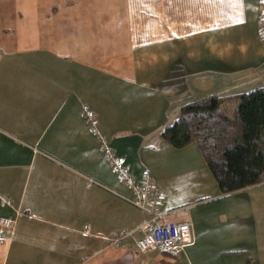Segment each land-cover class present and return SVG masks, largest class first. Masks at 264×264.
I'll use <instances>...</instances> for the list:
<instances>
[{
    "label": "crops",
    "instance_id": "0c3cea01",
    "mask_svg": "<svg viewBox=\"0 0 264 264\" xmlns=\"http://www.w3.org/2000/svg\"><path fill=\"white\" fill-rule=\"evenodd\" d=\"M259 7L0 0V264H264V181L224 195L195 141L160 136L188 102L264 85ZM105 148L190 242L138 251L149 213Z\"/></svg>",
    "mask_w": 264,
    "mask_h": 264
},
{
    "label": "trees",
    "instance_id": "16d2710c",
    "mask_svg": "<svg viewBox=\"0 0 264 264\" xmlns=\"http://www.w3.org/2000/svg\"><path fill=\"white\" fill-rule=\"evenodd\" d=\"M160 136L176 148L195 141L224 195L258 184L264 181V85L188 102Z\"/></svg>",
    "mask_w": 264,
    "mask_h": 264
},
{
    "label": "built area",
    "instance_id": "2783aa9c",
    "mask_svg": "<svg viewBox=\"0 0 264 264\" xmlns=\"http://www.w3.org/2000/svg\"><path fill=\"white\" fill-rule=\"evenodd\" d=\"M257 32L264 46V0H260ZM83 113L92 128L95 129L94 112L85 107ZM105 149L106 156L109 158L114 171L131 189V196L127 199L133 205L146 209L149 213V218L139 228L141 235L136 240L138 251L143 253L157 246L175 247L190 242L192 237L188 222L162 221L161 213L151 207V205H156L152 175L145 172L140 180H136L127 166L124 165L122 158L113 155L108 148ZM14 223L13 217L0 218V228L2 229L11 230ZM113 241L115 245L119 244V238H115Z\"/></svg>",
    "mask_w": 264,
    "mask_h": 264
}]
</instances>
